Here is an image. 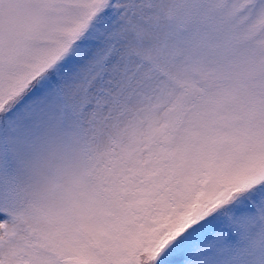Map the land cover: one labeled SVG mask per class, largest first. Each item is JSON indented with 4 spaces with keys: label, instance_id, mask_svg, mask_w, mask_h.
Returning a JSON list of instances; mask_svg holds the SVG:
<instances>
[{
    "label": "snow or ice",
    "instance_id": "snow-or-ice-1",
    "mask_svg": "<svg viewBox=\"0 0 264 264\" xmlns=\"http://www.w3.org/2000/svg\"><path fill=\"white\" fill-rule=\"evenodd\" d=\"M0 264H264V0H0Z\"/></svg>",
    "mask_w": 264,
    "mask_h": 264
}]
</instances>
